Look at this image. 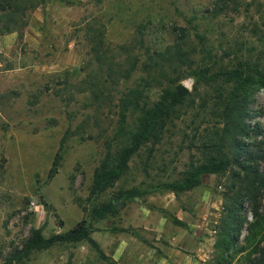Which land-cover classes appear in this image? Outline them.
Here are the masks:
<instances>
[{
	"label": "rangeland",
	"instance_id": "374dc122",
	"mask_svg": "<svg viewBox=\"0 0 264 264\" xmlns=\"http://www.w3.org/2000/svg\"><path fill=\"white\" fill-rule=\"evenodd\" d=\"M31 3L15 31L0 32V264L31 230L48 237L81 219L103 257L79 240L13 264H248L264 247V187L257 217L242 201L239 233L228 240L225 207L238 187L231 171L202 174L177 194L151 186L218 154L217 115L228 87L210 77L239 62L264 63V0L220 8L217 0ZM167 78H190L181 104L151 126L155 135L136 146L120 176L91 194L94 169L135 130L140 110L162 101ZM248 110L257 132L250 138L264 144L263 88ZM133 186L147 191L119 199ZM110 201L113 213L89 217Z\"/></svg>",
	"mask_w": 264,
	"mask_h": 264
},
{
	"label": "trees",
	"instance_id": "16d2710c",
	"mask_svg": "<svg viewBox=\"0 0 264 264\" xmlns=\"http://www.w3.org/2000/svg\"><path fill=\"white\" fill-rule=\"evenodd\" d=\"M20 4L17 0H0V19L2 28L0 32L10 33L17 28V16L26 9L32 8L33 3ZM227 1L233 3L234 0H217L222 5ZM21 13V14H22ZM218 77L223 87L227 89L222 92L220 98V110L217 122L220 124L214 146L218 148V154L211 159L204 161L186 171L179 179L151 186V190L163 188L173 193L193 188L200 182L202 174L221 173L231 171L232 178L237 181L238 187L228 196V205L225 207L224 235L235 238L240 230L241 221L239 219L240 206L242 201H247L250 205V212L253 217H257V201L264 187V172L259 168V163H264V144L254 143L251 135L256 137L257 132L246 122L249 115L248 104L252 93L256 88L264 89V63L249 64L239 62L236 66L220 72H214L211 79ZM168 84L162 88V101L157 102L152 108L140 110L143 115L137 120L134 131H125V142L119 146L112 155L105 157L94 169L91 194L102 192L115 179H117L123 169L130 154L136 146L151 137V126L164 121V117L169 113L171 106L181 104L184 99L186 88L182 84H174L173 79L167 78ZM125 104L130 105V100L126 98ZM124 106L121 107L123 109ZM124 110V109H123ZM123 110L120 117H123ZM157 118H156V117ZM155 117V119H153ZM154 120V123L152 121ZM139 121V122H138ZM250 135V136H249ZM127 143V144H126ZM234 182L230 185L233 187ZM147 190L138 187H130L118 192L119 199H129L139 197ZM115 201L99 204L89 211L90 218H102L113 213ZM89 225L85 219L77 221L70 229L64 233H55L48 237L41 235L39 229L31 230L24 243L13 249L4 257L1 264L19 263L26 259L28 255L39 249H45L56 242H77L86 240L103 257L96 243L89 237ZM248 264H264V247L258 249L257 255L253 256Z\"/></svg>",
	"mask_w": 264,
	"mask_h": 264
},
{
	"label": "water",
	"instance_id": "95a60500",
	"mask_svg": "<svg viewBox=\"0 0 264 264\" xmlns=\"http://www.w3.org/2000/svg\"><path fill=\"white\" fill-rule=\"evenodd\" d=\"M189 82H190V78H187V79L183 80V81L181 82V84H182L185 88H187V87L189 86Z\"/></svg>",
	"mask_w": 264,
	"mask_h": 264
}]
</instances>
